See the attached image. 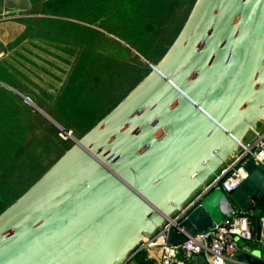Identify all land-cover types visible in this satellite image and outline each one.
<instances>
[{
    "label": "water",
    "instance_id": "water-1",
    "mask_svg": "<svg viewBox=\"0 0 264 264\" xmlns=\"http://www.w3.org/2000/svg\"><path fill=\"white\" fill-rule=\"evenodd\" d=\"M0 214V264H120L194 196L264 118V0H195L161 59ZM239 186L194 198L168 237L179 244L221 218L264 212V159ZM225 264H264L238 251ZM192 264H206L201 254Z\"/></svg>",
    "mask_w": 264,
    "mask_h": 264
},
{
    "label": "crops",
    "instance_id": "crops-1",
    "mask_svg": "<svg viewBox=\"0 0 264 264\" xmlns=\"http://www.w3.org/2000/svg\"><path fill=\"white\" fill-rule=\"evenodd\" d=\"M154 2L0 0V214L65 151L53 142L48 133L43 132L44 126H51L59 133L48 117L60 125L64 123L75 136L80 137L147 74L141 73L143 69H137L140 74H136L135 82L127 88L126 93L118 100H111L100 107L89 118L93 107L90 103L93 101H87L84 86L90 93L97 87L90 79L91 67L103 70L98 58L107 55L108 51L100 49L99 44L95 43L96 39L110 40L115 47L129 48L114 33L120 24L123 29L135 34L139 46L153 53V33L165 22V15L162 18L155 16L157 7ZM175 3L176 0L171 8ZM169 46L159 57L148 53L150 61L158 62ZM129 51L139 56L137 52ZM110 52L115 57V52ZM106 73L114 74V68ZM22 95L28 97L48 117L26 103ZM69 113L76 123L87 122L85 130L71 126ZM256 125L253 130L263 127L262 124L261 128ZM245 137L246 134L241 141H245ZM254 240L240 245V251H251L249 247L258 248ZM156 251H146V257L152 259ZM258 257L261 259V254Z\"/></svg>",
    "mask_w": 264,
    "mask_h": 264
},
{
    "label": "built area",
    "instance_id": "built-area-1",
    "mask_svg": "<svg viewBox=\"0 0 264 264\" xmlns=\"http://www.w3.org/2000/svg\"><path fill=\"white\" fill-rule=\"evenodd\" d=\"M252 137L242 141L237 150L230 153L226 160L211 174V179L203 184L193 197L185 201L177 210L172 211L152 231L148 238H141L130 249L120 264H192L191 257L201 254L206 264H225L234 261V255L240 251V245L254 240V224L251 218L254 212L251 209L234 213L221 218L207 229L188 235L187 239L179 244H170L168 237L174 222L191 204L192 200L208 188L217 186L227 194L235 190L247 176L243 164L251 161L254 165L264 159V125L261 130H251ZM258 249L264 262V212L257 218ZM157 250L152 259L147 262H136L138 251ZM181 257V258H179Z\"/></svg>",
    "mask_w": 264,
    "mask_h": 264
},
{
    "label": "rangeland",
    "instance_id": "rangeland-1",
    "mask_svg": "<svg viewBox=\"0 0 264 264\" xmlns=\"http://www.w3.org/2000/svg\"><path fill=\"white\" fill-rule=\"evenodd\" d=\"M116 29L117 31L116 32L113 31V32L116 33L118 36H120L121 37L120 39L125 41L130 47L127 48L128 49L127 50L125 47H120V46L115 47L110 42V40H105V39L100 40L99 38L96 39L95 43L99 44V48L100 49L104 48L105 50L107 49L108 51H106L107 55H101L100 56L101 58H98V61H100L103 66V70L94 69L93 66L91 67L90 79H92V81L95 82L97 87L94 89L92 93H90L86 91V88L84 86V90L88 98L87 101H93L90 103V105H93L90 116L87 113L89 118L93 117L96 114V111L100 107L105 106L111 100H118L122 94L126 93L127 88H130V86L135 82L137 78L136 74L137 75L140 74V72H137V69L139 71L143 68L144 69H146V67L148 68L147 62L151 64H155V62H153L152 60L150 61L146 59V57L148 58L149 52L144 47L139 46L135 34H133L130 30L123 29L122 25L120 24H118ZM105 44H107V46ZM129 49L137 52L139 56L130 52ZM110 50H113L115 52V57L114 54L110 52ZM92 57H93L92 61H94L95 55H93ZM94 63L95 62H92V64ZM112 68H114L115 73L114 74L111 73L110 75H108L106 73L107 70H112ZM105 74H106V78H105ZM69 117L71 120V121L69 120V122L71 123L72 127L81 131L85 130L84 128L88 125V124L85 125L87 122L78 121V123H76L75 121H73L72 119L73 116L71 113H69ZM261 124L264 125V118L258 120L256 127L261 128ZM63 126L66 127L64 123ZM58 134L61 138L67 139L72 145L71 139L61 135L60 132ZM251 137H252V131L247 130L245 141L250 140ZM210 179H211V175L207 178L206 182H208ZM249 248H251L255 254L257 255L261 254V251L258 248H252V247Z\"/></svg>",
    "mask_w": 264,
    "mask_h": 264
},
{
    "label": "trees",
    "instance_id": "trees-1",
    "mask_svg": "<svg viewBox=\"0 0 264 264\" xmlns=\"http://www.w3.org/2000/svg\"><path fill=\"white\" fill-rule=\"evenodd\" d=\"M174 1L175 0H155L154 2L155 6L157 7L156 10H154L157 13L155 16H159V18H162V16L165 15L164 24L159 30L156 28L155 32L153 33L154 38L152 43V50L155 54V57H159L172 42L194 2V0H176V3L171 8ZM146 59L150 60L147 57ZM153 62L156 63V60ZM142 72L145 74L148 73L149 68H143V71H141V73ZM43 132L48 133L52 137L53 142L62 151L70 147L71 143L67 139L61 138L58 132L53 127L44 126ZM145 254L146 253L144 250L138 251L135 258L136 262H147L148 260L145 259Z\"/></svg>",
    "mask_w": 264,
    "mask_h": 264
}]
</instances>
